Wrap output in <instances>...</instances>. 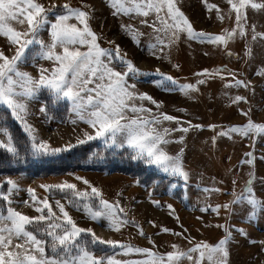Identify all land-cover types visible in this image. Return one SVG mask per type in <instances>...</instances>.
I'll return each mask as SVG.
<instances>
[{
  "label": "snow or ice",
  "instance_id": "6c2138e0",
  "mask_svg": "<svg viewBox=\"0 0 264 264\" xmlns=\"http://www.w3.org/2000/svg\"><path fill=\"white\" fill-rule=\"evenodd\" d=\"M107 3L113 10V16H128L133 19L141 17L140 25L150 27V32L145 33L131 23H121V30L138 47L146 48L151 56L169 61L171 49L182 41L189 40L224 45L228 56L237 55L227 49V44L237 35L247 37V9L250 7L264 11V0H227L230 5L227 18L231 19L234 10L235 26L216 34L203 29L197 30L182 10L180 0H107ZM205 3L207 4V0ZM207 7L216 10L220 21L226 18L217 5L207 4ZM94 12L95 9L90 4L83 7L73 6L69 0H63L59 4L56 0H48L47 4L42 0H0V35L6 37L12 46L11 55L0 48V109H7L25 134L24 140L18 139L10 130L7 115H0V149L6 151L11 158L10 162L26 163L29 158H59L60 154L71 153L81 145L99 141L103 145V151L97 149L90 152L89 160L103 159L108 153L118 154L123 151L131 161L155 168L162 178L181 180L184 190L182 198L187 200L191 170L185 165L184 148L181 147L176 152L167 149L170 143L183 144L185 136L172 138L171 134L178 131L187 133L190 128L207 127L214 130L218 125L193 124L191 120L183 121L180 116L159 111L164 102L155 99L146 91H139L137 84L142 77L155 75L158 78L151 80L154 86L163 91H179L192 97L193 91L199 92L198 85L206 81L181 83L178 78L161 71L159 67L153 73L137 66L118 43L115 47H102L99 43L101 34L94 31L90 24ZM150 16L151 21L147 19ZM251 30L252 41L264 38V31H257L255 24L251 25ZM45 32L48 34L47 39L43 36ZM145 36L147 39H142ZM108 43L111 45L114 41ZM245 54L249 57L252 55L251 47L247 43ZM39 61H48L50 64L45 66ZM28 64L37 69L36 75L22 67ZM173 67L180 69L178 63H174ZM260 73H264V69L258 70V74ZM225 74L234 77L225 80L226 87H248L251 83L236 77V73L226 65L213 69L203 68L196 75L219 76L223 80ZM246 99L245 96L236 95L230 103ZM145 100L155 105V109L147 107ZM34 103L39 105L38 114L45 118V122L54 119V112L63 105L72 125L84 123L88 127L80 129L74 140L70 138L61 145H53L51 139L42 137L39 129L30 121ZM241 111L248 116V112ZM166 122H175L177 126L170 127ZM233 133H240L245 137L250 133L264 134V122H255L249 117L246 123L221 127L217 135L231 136ZM215 139L213 136L212 140ZM245 157L239 163L254 167V150L245 153ZM228 171L231 172V169ZM71 175L87 187L79 189L77 184L69 180L40 186L51 194L64 195L69 205L85 213L90 220L106 221V227L116 232L125 226H134L140 235L154 243L151 234L146 233L134 217L128 216L118 199H105L102 189L92 185L86 177L76 173ZM256 179L254 170L249 171L241 190L237 191L234 176L232 199L215 204L205 200L200 211H211L220 216L223 209L224 215L231 218L237 212L234 206L240 205L241 208L249 209L242 219L251 221L258 213L264 212V198L257 196L253 187ZM212 180L214 183L210 186L202 187L197 184L196 187L208 196L223 191L215 186V177ZM135 182L139 183V180ZM161 182L162 179L153 180V185ZM260 183L264 185V177L260 178ZM5 184L7 190L3 187ZM177 186V182L172 181L168 187L169 194H173ZM19 187L11 177L0 181V199L9 205L6 211L0 208V264H181L184 259L189 264H229V245L233 240V229L241 235H247L244 228L227 222L218 223L216 226L223 228L224 235L215 243L201 240L187 249L173 244V250L158 252L119 239H105L92 227H81L66 210L64 203L59 199L55 201L58 214L49 200L39 199L35 195V189L31 187L27 191L31 195L33 207L36 204L43 207H35L39 215H27L11 207L13 203H29L13 201L10 198ZM120 195L118 192L117 196ZM152 203L161 206L158 200H152ZM166 206L179 223L180 218L175 213L174 206ZM198 219L203 220V217ZM149 223L156 226L154 221ZM159 227L163 232H173L180 236L188 231L182 224L184 231L179 233L162 225ZM185 238L195 240L191 236ZM260 243L264 244V241ZM117 249L123 254L141 253L144 258L117 259ZM109 252L112 254L109 255Z\"/></svg>",
  "mask_w": 264,
  "mask_h": 264
},
{
  "label": "rangeland",
  "instance_id": "374dc122",
  "mask_svg": "<svg viewBox=\"0 0 264 264\" xmlns=\"http://www.w3.org/2000/svg\"><path fill=\"white\" fill-rule=\"evenodd\" d=\"M42 2L47 4L48 0H42ZM56 2L59 4L63 0H56ZM69 2L73 6L83 7L90 4L94 7L95 12L90 24L94 31L101 34L99 43L102 47H115V44L118 43L121 49L127 52L128 58L132 59L137 66L153 73L155 68L159 67L161 71L178 78L181 83L195 84L197 80H205L204 84L198 85L199 92L193 91L192 97L185 96L179 91H163L154 86L151 80L158 78L155 75L142 77L137 84V89L141 92H148L157 100H162L164 103L159 111L180 116L183 121L191 120L193 124H215L218 127L214 130L207 127L190 128L187 133L178 131L171 134L172 138L180 135L185 136L183 144L170 143L167 145V149L170 152H176L181 147L184 148L185 165L191 170L187 200L182 198L184 190L181 180L162 178L155 168L131 161L123 151L118 154L108 153L103 159L89 160L88 154L90 152L97 149L103 151V145L99 141H93L85 144L87 145L86 148L81 145L72 150L73 159H65L68 153L60 154L59 158L55 159L32 160L29 158L28 166L22 172L18 170L17 172H0V181L5 180L6 177H11L20 186L10 198L13 201H29L28 204L13 203L11 207L30 216L39 215L40 213L35 210V207H43V205L36 204L33 207L31 195L27 191L31 187L35 189V195L39 199L47 198L58 214L55 201L59 199L81 227H92L98 235L105 239H119L139 247L152 248L158 252L173 250L171 248L173 244L179 245L181 249H187L191 244L201 240L215 243L224 235L223 228L216 225L227 222L236 225L238 228H244L247 232V235H241L233 229V240L229 245V264H264V244L260 243V241H264V212L258 213L249 221L242 219L249 209L247 207L241 208L240 205L234 206L237 208V212L231 218L224 215L225 210L223 209L220 216H216L211 211L207 213L200 211V206L205 200L207 203L215 204L232 199L233 177H236V190L240 191L243 182L248 178L249 171L253 170L257 178L253 187L257 196L264 198V185L260 183V178L264 177V159H261L264 156V134L250 133L248 137L240 133H233L231 136L217 135L221 131V127L227 128L229 125L246 123L249 117L255 122H264V73L258 74V70L264 69V38H257L256 41L251 39L252 24L256 25L257 31H264V11L250 7L247 9V37L242 38L237 35L227 44V49H231L237 55L228 56L224 45L216 46L208 42L201 43L189 40L187 42L182 41L178 46L171 49V61H169L151 56L146 48L138 47L130 36L121 30V23H131L145 33L150 32V27L140 25L141 17L133 19L128 16H113V10L108 5L107 0H83V3L82 0H69ZM180 3L182 10L189 16L197 30L203 29L206 32L221 34L223 29H231L235 26L234 10L231 19L227 18V12L230 8L227 0H207V4L217 5L221 13L226 16L223 21L217 18L215 9L210 10L207 7L205 0H180ZM147 19L151 21L152 17ZM43 36L47 39V32L43 33ZM142 39L146 40L147 37H142ZM108 41H114V43L110 45ZM246 43L251 47V57L245 54ZM0 48H3L6 54H12V46L9 45L7 38L2 35H0ZM39 62L44 63L45 66L50 64L48 61ZM174 63L180 65L179 70L173 67ZM221 65H226L229 70L236 73V77L239 79L251 81V83L248 87L234 85L226 87L225 80L234 77L225 74V78L222 80L219 76L196 75L203 68L213 69ZM22 67L34 75L37 74V69L31 64ZM236 95L245 96L247 99L238 103H230V100L234 99ZM144 103L147 107L153 109L156 107L150 101L145 100ZM179 109H186L187 111L181 112L178 111ZM241 110L248 112V116L243 115ZM31 111L33 114L30 121L39 129L42 137L51 139L53 145H61L70 138L74 140L80 129L88 127L84 123L72 125L68 121V113L63 105L54 112L55 118L48 122H45V118L38 114V104L34 103ZM0 115H7L10 130L18 139L24 140L25 134L22 132L21 126L11 118L8 110L0 109ZM166 123L170 127L177 126L175 122ZM187 126L185 123V127ZM56 133L60 134L53 138L49 136ZM213 136L216 137L215 141L212 140ZM253 150L256 157L254 167L246 163L240 164L242 159H246L245 153ZM82 157L83 161L80 160ZM10 163L12 162H2V168L8 167L10 169ZM76 164H81L82 167L80 169L69 167ZM228 169H231V172ZM71 173L84 176L91 181L92 185L101 188L105 199L109 201L118 199L128 216L134 217L145 232L151 234L154 243L150 242L146 236L140 235L138 229L131 225L125 226L119 232L110 230L106 227V221L90 220L85 213L69 205L64 195L51 194L40 186L41 184H54L69 180L77 184L79 189L87 187L81 181L76 180ZM116 173H122V175L115 176ZM213 177H215V186L223 189V191L208 196L196 187L197 184L202 187L212 185L214 183ZM110 178L117 179L115 182H110L108 181ZM156 179H162V182L154 186L153 180ZM137 180L139 183L135 182ZM172 181H176L178 186L173 194H169L168 187ZM220 181L223 183H219ZM139 185L146 187L144 194L141 193V189H139L140 191L134 189L139 188ZM3 187L7 190L6 184ZM118 192L121 193L120 196H117ZM140 194L143 195L140 196ZM156 195H160V197ZM152 200L160 201L161 206L154 205ZM167 204L174 206L175 213L180 218L179 223L175 215L171 214L167 208ZM8 206L5 201L0 199V208L6 211ZM201 216L203 220L198 219ZM149 221H154L156 226ZM181 224L188 229L183 236L175 235L173 232H163L159 227L162 225L173 229L175 233H179L184 231ZM189 236L195 237V240L190 241L185 238ZM250 241H255V243ZM108 254L111 255L112 253L109 252ZM116 258L121 260L143 259L144 254H123L117 249ZM181 264H189V261L184 259Z\"/></svg>",
  "mask_w": 264,
  "mask_h": 264
},
{
  "label": "trees",
  "instance_id": "16d2710c",
  "mask_svg": "<svg viewBox=\"0 0 264 264\" xmlns=\"http://www.w3.org/2000/svg\"><path fill=\"white\" fill-rule=\"evenodd\" d=\"M87 147V145H83V148H86ZM68 156H66L65 157V159H73L74 158V153L73 152H71V153H68L67 154ZM10 157H9V155L6 153V151L5 150H3V149H1L0 150V172H2V171H4V172H9V171H16L17 172V170L19 171V172H22V171H24V170H26V168H27V166H28V162H26V163H19L18 165L16 164V163H10L9 164V166H10V169L8 168V167H6L5 169L4 168H2V162H5V163H7V162H10ZM81 161H83V157L80 159ZM30 163V162H29ZM33 163V162H32ZM69 167H71V168H77V169H80V167H82V165L81 164H76V165H74V166H69ZM122 171V170H121Z\"/></svg>",
  "mask_w": 264,
  "mask_h": 264
},
{
  "label": "crops",
  "instance_id": "0c3cea01",
  "mask_svg": "<svg viewBox=\"0 0 264 264\" xmlns=\"http://www.w3.org/2000/svg\"><path fill=\"white\" fill-rule=\"evenodd\" d=\"M95 173H96V172H95ZM114 175H122V173H116V174H114ZM102 176H104V175L102 174ZM111 176H112V175H111ZM138 187H139V188L136 187V188H134V189H138V190L141 189V193H143V194L146 192V187H144V186H142V185H139ZM139 191H140V190H139ZM143 194H140V196H142ZM156 196H157V197H160V195H156ZM133 197H134V196H133ZM133 197H132V198H133Z\"/></svg>",
  "mask_w": 264,
  "mask_h": 264
},
{
  "label": "bare ground",
  "instance_id": "6f19581e",
  "mask_svg": "<svg viewBox=\"0 0 264 264\" xmlns=\"http://www.w3.org/2000/svg\"><path fill=\"white\" fill-rule=\"evenodd\" d=\"M58 134H60V133H56L55 135H52V134H50L49 136L51 137V138H53V137H56ZM115 176H117V175H115ZM114 176V177H115ZM117 178H110L108 181H110V182H115V180H116ZM107 182V181H106ZM194 223V222H193Z\"/></svg>",
  "mask_w": 264,
  "mask_h": 264
}]
</instances>
